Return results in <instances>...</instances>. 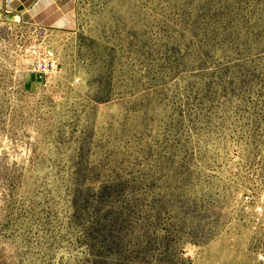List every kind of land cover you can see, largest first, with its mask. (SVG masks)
I'll use <instances>...</instances> for the list:
<instances>
[{
	"label": "rangeland",
	"instance_id": "1",
	"mask_svg": "<svg viewBox=\"0 0 264 264\" xmlns=\"http://www.w3.org/2000/svg\"><path fill=\"white\" fill-rule=\"evenodd\" d=\"M263 197L264 0L5 1L0 264H264Z\"/></svg>",
	"mask_w": 264,
	"mask_h": 264
},
{
	"label": "built area",
	"instance_id": "2",
	"mask_svg": "<svg viewBox=\"0 0 264 264\" xmlns=\"http://www.w3.org/2000/svg\"><path fill=\"white\" fill-rule=\"evenodd\" d=\"M18 0H7L8 4L16 2ZM53 57V50L52 49H38L37 55L33 61V67L35 70H46L50 66V61ZM262 202H264V197L262 198Z\"/></svg>",
	"mask_w": 264,
	"mask_h": 264
},
{
	"label": "crops",
	"instance_id": "3",
	"mask_svg": "<svg viewBox=\"0 0 264 264\" xmlns=\"http://www.w3.org/2000/svg\"><path fill=\"white\" fill-rule=\"evenodd\" d=\"M6 0H0V10L5 6Z\"/></svg>",
	"mask_w": 264,
	"mask_h": 264
}]
</instances>
